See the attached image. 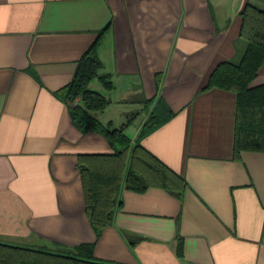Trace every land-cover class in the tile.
Masks as SVG:
<instances>
[{"label": "crops", "instance_id": "0c3cea01", "mask_svg": "<svg viewBox=\"0 0 264 264\" xmlns=\"http://www.w3.org/2000/svg\"><path fill=\"white\" fill-rule=\"evenodd\" d=\"M264 0H0V243L57 253L92 245L98 264H264V152L233 155L236 96L205 88L245 48L239 11ZM108 100L91 114L140 144L184 185L121 187L96 235L84 211L80 154L112 150L82 133L56 92L106 28ZM252 86L264 84V63ZM178 246L180 251L178 252Z\"/></svg>", "mask_w": 264, "mask_h": 264}, {"label": "trees", "instance_id": "16d2710c", "mask_svg": "<svg viewBox=\"0 0 264 264\" xmlns=\"http://www.w3.org/2000/svg\"><path fill=\"white\" fill-rule=\"evenodd\" d=\"M240 35L245 48L236 62H223L212 72L205 88L216 87L236 96L233 155L240 152H264V84L251 86L264 63V10L245 4L239 11ZM107 27L97 33L83 53L70 82L58 90L56 97L69 110L71 122L82 133H97L108 142V154H80L77 167L81 179L84 211L96 235L109 226L121 206V187L142 192L150 186L169 192L179 190L184 182L150 154L140 139L160 124L155 115L132 143L125 129L137 117L134 112L117 128L102 124L91 113L103 110L108 100L89 88L97 79L107 90L110 77L102 72L98 47ZM178 246V252L180 251ZM92 245H79L57 253L0 243V264H98L92 261Z\"/></svg>", "mask_w": 264, "mask_h": 264}, {"label": "rangeland", "instance_id": "374dc122", "mask_svg": "<svg viewBox=\"0 0 264 264\" xmlns=\"http://www.w3.org/2000/svg\"><path fill=\"white\" fill-rule=\"evenodd\" d=\"M253 84V83H252ZM252 84H251V86H252Z\"/></svg>", "mask_w": 264, "mask_h": 264}]
</instances>
